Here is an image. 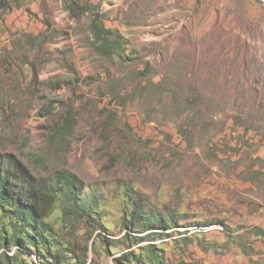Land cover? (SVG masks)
Here are the masks:
<instances>
[{
  "label": "rangeland",
  "instance_id": "rangeland-1",
  "mask_svg": "<svg viewBox=\"0 0 264 264\" xmlns=\"http://www.w3.org/2000/svg\"><path fill=\"white\" fill-rule=\"evenodd\" d=\"M9 154L76 176L86 215L64 196L44 219L52 262L264 264V0H0Z\"/></svg>",
  "mask_w": 264,
  "mask_h": 264
},
{
  "label": "trees",
  "instance_id": "trees-1",
  "mask_svg": "<svg viewBox=\"0 0 264 264\" xmlns=\"http://www.w3.org/2000/svg\"><path fill=\"white\" fill-rule=\"evenodd\" d=\"M75 177L72 172H55L50 177L38 175L16 154L0 155V219L9 216L10 219L16 220L9 222L10 230L6 228L0 233V264H16L18 257L10 254L8 248L13 243L18 245L15 247V253L20 255L28 252L33 258V264H40L38 260L44 261L45 264H59L58 260L52 262L49 258H45L48 257L47 254L55 255L52 250L59 247L54 245L51 237L46 234L52 229L44 219L64 196H66V205H62L63 217L67 219L75 215L76 218H84L86 209L80 204L79 187ZM144 217H146L144 212L133 213L132 223L127 224L136 231L134 226ZM147 219L150 221H146ZM147 219L143 224V231L150 230L154 226L161 229L168 226L159 216H156V219L147 216ZM18 223L21 230L16 227ZM90 227L94 229L97 226L90 225ZM126 234L129 235L130 231ZM144 236L137 235L138 239H143ZM153 247L154 244L147 247L151 254L155 253ZM45 248L47 254H44ZM60 253L63 257V251ZM131 256L137 257V262L142 260L141 255H136L130 250L123 252L121 256H116L115 260L118 264H124V260H130ZM79 264H87V261Z\"/></svg>",
  "mask_w": 264,
  "mask_h": 264
},
{
  "label": "crops",
  "instance_id": "crops-1",
  "mask_svg": "<svg viewBox=\"0 0 264 264\" xmlns=\"http://www.w3.org/2000/svg\"><path fill=\"white\" fill-rule=\"evenodd\" d=\"M119 255H120V254H119ZM116 256H117V255H115L114 257H116ZM115 262L118 264V262H117L116 260H115ZM112 263H113V264H116V263H114L113 261H112Z\"/></svg>",
  "mask_w": 264,
  "mask_h": 264
}]
</instances>
